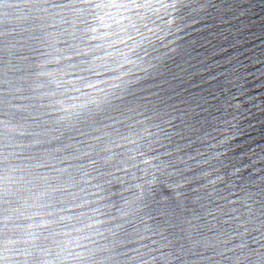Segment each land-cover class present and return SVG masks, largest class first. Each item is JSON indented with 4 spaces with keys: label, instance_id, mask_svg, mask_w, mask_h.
Instances as JSON below:
<instances>
[{
    "label": "water",
    "instance_id": "obj_1",
    "mask_svg": "<svg viewBox=\"0 0 264 264\" xmlns=\"http://www.w3.org/2000/svg\"><path fill=\"white\" fill-rule=\"evenodd\" d=\"M262 201L264 0H0V264H236Z\"/></svg>",
    "mask_w": 264,
    "mask_h": 264
},
{
    "label": "snow or ice",
    "instance_id": "obj_2",
    "mask_svg": "<svg viewBox=\"0 0 264 264\" xmlns=\"http://www.w3.org/2000/svg\"><path fill=\"white\" fill-rule=\"evenodd\" d=\"M46 2L47 0H45V3ZM128 131L135 132L139 135V132L135 128H129ZM120 134L124 135V133ZM125 138L127 139L128 137L125 136ZM164 171L165 173L167 172L166 169ZM53 183H55V181H53ZM174 183L176 187L170 189L174 194V199L162 201L155 212L150 211L149 215L157 219V224L160 228L171 230L169 229V225H175L183 230L184 224L181 223V219L184 213L181 209L185 206L180 202L182 197L176 195L177 193L183 192V187L178 181H174ZM262 203H264V201H262ZM262 211H264V209H262ZM187 223L191 224V221H187ZM163 234L164 233L161 232V235ZM258 245V247L252 248L242 243L239 251L236 253V264H264V241H258Z\"/></svg>",
    "mask_w": 264,
    "mask_h": 264
}]
</instances>
